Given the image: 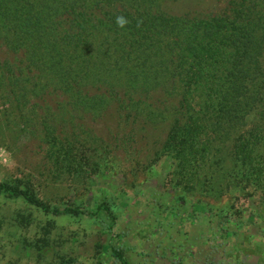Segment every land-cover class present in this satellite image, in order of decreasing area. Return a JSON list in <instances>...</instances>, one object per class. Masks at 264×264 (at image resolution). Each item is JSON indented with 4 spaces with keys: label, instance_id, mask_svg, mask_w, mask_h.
<instances>
[{
    "label": "trees",
    "instance_id": "16d2710c",
    "mask_svg": "<svg viewBox=\"0 0 264 264\" xmlns=\"http://www.w3.org/2000/svg\"><path fill=\"white\" fill-rule=\"evenodd\" d=\"M177 1L0 0L5 114L22 115V122L36 116L46 142L67 162L93 136L85 119L113 118L127 126L142 121L154 130L169 121L161 148L186 173L198 163H211L222 140L238 165L232 172L235 185L259 187L264 177L263 170L255 174L264 169V0H195L197 7L189 0L180 9ZM119 16L128 21L123 27ZM251 116L257 120L248 129ZM0 195L6 201L23 198L56 216L104 212L108 232L114 233L117 216L105 201L90 212L52 207L5 183ZM6 209L18 221L9 234L21 255L22 250L27 257L39 255L41 264L73 263L65 246L68 236L47 226L37 239H27L17 233L30 226L33 212ZM109 246L115 264H131L115 235Z\"/></svg>",
    "mask_w": 264,
    "mask_h": 264
},
{
    "label": "rangeland",
    "instance_id": "374dc122",
    "mask_svg": "<svg viewBox=\"0 0 264 264\" xmlns=\"http://www.w3.org/2000/svg\"><path fill=\"white\" fill-rule=\"evenodd\" d=\"M176 3L185 8L189 0ZM192 6L197 7L195 0ZM7 107L0 104V184L19 186L52 207L90 212L105 201L117 222L109 233L104 212L56 216L23 198L6 201L0 195V264H41L39 255L27 257L16 248L9 232L18 221L7 207L34 214L18 235L34 240L49 226L68 236L72 264H115L112 235L127 249L131 264H264V177L257 188L236 186L232 172L238 165L224 141L217 139L211 163L186 173L161 148L169 121L154 130L142 121L127 126L113 118H88L84 122L94 128L90 143L74 149L67 162L46 142L36 116L22 122V115L5 114ZM256 120L251 116L248 129Z\"/></svg>",
    "mask_w": 264,
    "mask_h": 264
},
{
    "label": "clouds",
    "instance_id": "9594fccd",
    "mask_svg": "<svg viewBox=\"0 0 264 264\" xmlns=\"http://www.w3.org/2000/svg\"><path fill=\"white\" fill-rule=\"evenodd\" d=\"M127 22L128 21L123 16L117 17V23L119 26L123 27Z\"/></svg>",
    "mask_w": 264,
    "mask_h": 264
}]
</instances>
